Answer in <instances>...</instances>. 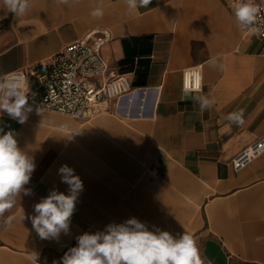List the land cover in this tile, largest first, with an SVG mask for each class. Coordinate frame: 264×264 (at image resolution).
Returning a JSON list of instances; mask_svg holds the SVG:
<instances>
[{
	"label": "crops",
	"instance_id": "1",
	"mask_svg": "<svg viewBox=\"0 0 264 264\" xmlns=\"http://www.w3.org/2000/svg\"><path fill=\"white\" fill-rule=\"evenodd\" d=\"M231 1L152 0L134 11L125 0H30L19 18L0 9V77L106 28L104 60L147 92L88 122L33 110L20 124L0 113V127L15 132L36 165L24 186L31 194L5 213L10 226L0 221V264H59L79 235L133 217L150 231L192 235L203 264H264V154L239 172L232 167L264 136V42L245 34ZM196 66L202 92L183 99L182 73ZM205 95L215 103L201 112ZM239 110L238 127L227 116ZM64 164L83 190L68 232L42 240L27 217L52 190L68 193Z\"/></svg>",
	"mask_w": 264,
	"mask_h": 264
},
{
	"label": "clouds",
	"instance_id": "2",
	"mask_svg": "<svg viewBox=\"0 0 264 264\" xmlns=\"http://www.w3.org/2000/svg\"><path fill=\"white\" fill-rule=\"evenodd\" d=\"M58 4H69L70 0H56ZM129 10L137 11L147 8L152 0H125ZM232 9L241 29L252 31L257 22L260 8L254 0H232ZM31 7L30 0H0V9L15 17L25 16ZM99 17L102 13L97 10L92 13ZM216 67L215 63L211 64ZM223 69V65H220ZM28 81L20 76L8 79L0 77V113H7L11 119L24 124L28 115L33 111L29 105ZM199 91V85L187 83L183 89V99H187L193 91ZM195 98V97H193ZM200 111H209L214 100L201 96L198 100ZM36 113L42 115L43 109L36 108ZM230 123L243 126L244 112L239 110L227 116ZM16 134L13 130L7 132L0 127V221L10 226L11 216H5L16 205V198L23 192L30 195L31 190L24 186L30 181L35 170L33 157L18 147ZM61 182L68 186L64 194L52 190L50 194L35 204V216L27 217L37 235L43 239L58 238L61 232L69 230L75 204L83 190L82 180L67 164L58 169ZM22 219H25L23 216ZM77 244L68 249L59 264H203L195 238L184 232L179 238H174L167 231H150L148 227L136 218L125 222L110 223L104 231L83 233L76 237ZM33 260H38L36 253Z\"/></svg>",
	"mask_w": 264,
	"mask_h": 264
},
{
	"label": "built area",
	"instance_id": "3",
	"mask_svg": "<svg viewBox=\"0 0 264 264\" xmlns=\"http://www.w3.org/2000/svg\"><path fill=\"white\" fill-rule=\"evenodd\" d=\"M260 8L253 30L245 32L254 40L264 42V3L254 0ZM232 1L230 9H232ZM234 14V13H233ZM112 40L106 28H95L82 39L65 47L49 60L36 67L4 77L25 78L29 83V105L54 113L88 122L109 113L125 110L123 103L133 104L145 89L134 88L130 74L120 73L103 58L102 49ZM203 89L201 68L196 66L182 73V89L187 83ZM144 101V100H143ZM264 154V136L243 150L232 162L235 172L247 168Z\"/></svg>",
	"mask_w": 264,
	"mask_h": 264
}]
</instances>
